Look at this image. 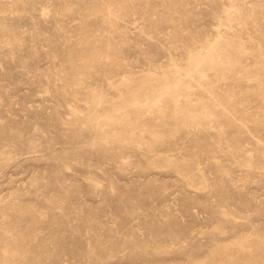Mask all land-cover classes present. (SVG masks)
<instances>
[{
    "label": "rangeland",
    "instance_id": "374dc122",
    "mask_svg": "<svg viewBox=\"0 0 264 264\" xmlns=\"http://www.w3.org/2000/svg\"><path fill=\"white\" fill-rule=\"evenodd\" d=\"M0 264H264V0H0Z\"/></svg>",
    "mask_w": 264,
    "mask_h": 264
}]
</instances>
